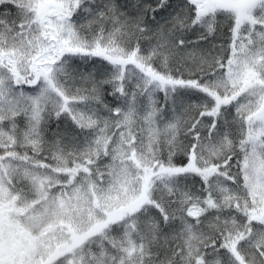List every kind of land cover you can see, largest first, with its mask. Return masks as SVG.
Returning a JSON list of instances; mask_svg holds the SVG:
<instances>
[{
	"label": "snow or ice",
	"instance_id": "obj_1",
	"mask_svg": "<svg viewBox=\"0 0 264 264\" xmlns=\"http://www.w3.org/2000/svg\"><path fill=\"white\" fill-rule=\"evenodd\" d=\"M0 264H264V0H0Z\"/></svg>",
	"mask_w": 264,
	"mask_h": 264
}]
</instances>
